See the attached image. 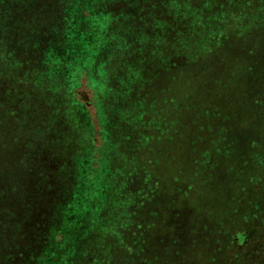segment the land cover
<instances>
[{
  "label": "trees",
  "instance_id": "1",
  "mask_svg": "<svg viewBox=\"0 0 264 264\" xmlns=\"http://www.w3.org/2000/svg\"><path fill=\"white\" fill-rule=\"evenodd\" d=\"M96 1L0 0V264H43L98 192L72 264H264V0Z\"/></svg>",
  "mask_w": 264,
  "mask_h": 264
},
{
  "label": "rangeland",
  "instance_id": "2",
  "mask_svg": "<svg viewBox=\"0 0 264 264\" xmlns=\"http://www.w3.org/2000/svg\"><path fill=\"white\" fill-rule=\"evenodd\" d=\"M91 2L94 6L97 4L96 0H91ZM71 11L75 13V8L73 7ZM90 16L91 17L87 19V29H89L90 27H101L103 21L99 17V14L96 13ZM75 21H78V19L76 18ZM110 37L112 38L111 42L113 43L111 44H113V46H116V45L118 46L121 41H124V36L119 35V33L117 34V33L112 32ZM94 38H98V36L96 35L94 37V35H92L91 41L88 44L86 40H83L82 42H80L79 51L83 52L82 47H84L85 52L83 53H88L89 52L88 46L94 41ZM70 46L71 45H68L67 48H69ZM103 51L104 52L99 54V60H98L99 63H101L102 60L108 59L107 57L108 54L107 52H105L106 48L105 50L103 49ZM71 55H72L71 50L68 49L66 51V56L64 55L56 59L60 65V73L58 74L55 70L53 75H54V78L58 80L60 79L65 80V84L67 83L68 87H70V83H71V85L74 88H76L77 82H78V79L76 76H79L82 74L84 75L85 71L89 69L92 66V64L90 63L88 66L83 65L80 67L73 68L72 75L70 74V79H71L70 80L68 77L69 70L66 65L68 61L67 58L71 60L70 58ZM52 62H55L53 57H52ZM98 68L100 69L101 66L98 65ZM67 80L69 83L67 82ZM73 87H71V89H74ZM89 87H90L89 79H87L86 77H83L82 84L79 87L78 97L83 98L85 100H90L92 102L93 100L91 99H93V92ZM88 111H89L88 113L89 119L94 121L97 130H99L101 127L100 123L103 118L101 109L99 108L97 104L96 105L92 104L88 108ZM240 136L241 134H238L236 136L234 135V139L236 141L235 144L238 145L241 150H243L245 149L244 148L245 141L243 140L241 143ZM100 143L102 144V139H98L97 144H100ZM98 150L99 151L95 153L96 154L95 160L98 159L96 160V162L99 164V166H102V164H100V163H103L104 161L103 156L100 152V150L102 149L100 148ZM105 153H106V150H105ZM238 153L239 151L235 152L236 155ZM108 157L109 156H106L105 160H107ZM224 158L225 157H222L220 159V163H218V167L217 166L215 167V170L217 169L216 172L218 173H221L220 169H223L222 175L218 177L219 180L223 179V177L225 179L226 175L228 174V173H225L226 170H224L225 169L224 166H226L225 164L228 163V161L224 160ZM85 163H88V162H85ZM229 182L224 181L218 184V185H222V191L224 192V189H225V193H230L231 191L230 189H228ZM102 194H103L102 192H98L96 194H90V196L86 199L84 198L76 199L74 200L72 205L68 207V212L66 211L67 220L65 221L66 223L64 224L66 229L63 230L64 232H61L60 235L55 236L56 240L53 239L50 242L45 252V255H44L45 257L43 260L44 261L43 264H72V262H74L77 256V250L80 248L83 238H87L90 235V231L93 230L94 226H96L97 224L98 213L100 212V210L103 208L105 204V198ZM214 221H216V219ZM62 228H63V225L61 226V229Z\"/></svg>",
  "mask_w": 264,
  "mask_h": 264
}]
</instances>
